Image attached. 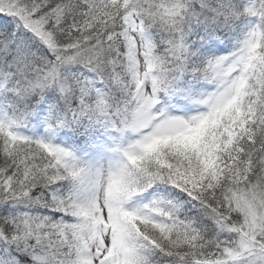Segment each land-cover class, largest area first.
Here are the masks:
<instances>
[{
	"label": "snow or ice",
	"instance_id": "1",
	"mask_svg": "<svg viewBox=\"0 0 264 264\" xmlns=\"http://www.w3.org/2000/svg\"><path fill=\"white\" fill-rule=\"evenodd\" d=\"M0 264H264V0H0Z\"/></svg>",
	"mask_w": 264,
	"mask_h": 264
}]
</instances>
